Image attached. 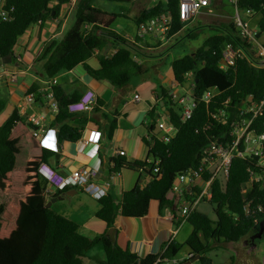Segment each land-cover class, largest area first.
<instances>
[{
    "label": "trees",
    "instance_id": "obj_1",
    "mask_svg": "<svg viewBox=\"0 0 264 264\" xmlns=\"http://www.w3.org/2000/svg\"><path fill=\"white\" fill-rule=\"evenodd\" d=\"M96 1L76 0L71 28L60 41L51 40L44 45L39 56V61H43L40 72L44 79L53 80L59 74L82 65L92 78L108 81L117 91L130 90L134 79L144 74V68L134 60L133 45L110 29L117 18L128 17L104 11L95 5ZM70 3L71 0H4L3 8L9 13L10 20L3 21L0 17V58L11 55L13 60L18 39L32 26L58 17L61 8ZM178 4L179 0L159 1L140 11L133 21L138 27L153 17L168 13L172 19L168 38H172L183 27L179 21ZM238 8L241 13L252 12L249 19L257 18V31L262 36L264 0H239ZM218 29L196 52L171 63L173 80L180 85L185 83V73H193L192 99L196 104L191 118L182 121L180 109L169 97L164 103L165 116L177 132L171 141L155 140L150 147L149 159L158 161V165L148 161L129 163L123 157L111 160L109 174L122 170L143 171L151 181L143 188L136 186L123 193L120 201L111 194L98 201L95 217L107 226L102 235L87 238L79 232L77 222L46 207V181L38 169L41 164L47 165L55 152L45 148L33 135L34 127L26 116H21L17 108L11 112L0 124V264H85L84 259L96 246L101 247L104 257L99 264H137V261L138 264H155L158 258L157 264H165L164 260L177 257L183 248L188 250V254H193V258L198 256L195 264H214L207 256L212 249L237 244L255 234L258 223L264 219V189L254 186L249 192L241 193L248 180L247 169L252 168L253 161L235 158L224 187L215 181L211 188L209 204L213 206L215 220L198 210L193 211L187 218L192 232L184 244L171 242L162 253L139 258L116 243L118 215L141 218L147 214L151 201L158 202L160 210L169 208L174 215L176 211L180 212L173 191L176 178L189 170H197L203 151L225 130L210 117L217 105L207 107L201 101L205 91L213 87L223 90L219 100L230 98L232 106L249 95L255 100L264 98V69L252 67L245 59H238L235 68L227 73L218 68L227 45L241 47L253 57L232 21L220 24ZM196 33L189 30L188 37L194 39ZM109 46L116 49L111 57L96 55ZM93 57L99 63L97 70L87 64ZM49 91L57 103L52 123L58 127V144L78 141L81 131L70 126L69 122L75 121L80 113H70L68 107L79 101V96H66L56 85ZM27 93L34 95L35 104H45L50 108L46 96L48 90H41L38 84H34ZM98 106L100 104L96 103L93 110ZM4 108L5 103L0 98V114ZM156 109L160 110L159 105ZM157 110L149 114L148 130L152 133ZM81 123H86V119ZM253 128L257 134H264V108ZM114 129L112 124L109 138ZM146 144L149 146L148 141ZM154 169L158 172L153 173ZM245 202L249 203V214L244 211Z\"/></svg>",
    "mask_w": 264,
    "mask_h": 264
},
{
    "label": "crops",
    "instance_id": "obj_2",
    "mask_svg": "<svg viewBox=\"0 0 264 264\" xmlns=\"http://www.w3.org/2000/svg\"><path fill=\"white\" fill-rule=\"evenodd\" d=\"M128 1L130 2L129 7L117 5L111 12L125 14L129 19L134 20L140 11L151 8L159 1L165 2L166 0ZM75 3L76 0H71L70 4L61 8L58 17L51 18L44 24L32 26L18 39L14 52L20 56L21 63H17L13 57L10 64L1 67L9 75L15 74L16 79L3 78L0 80V98L5 103V108L0 114V124L15 108L18 109L27 90L34 84H38L41 90H48L56 85L64 95H76L79 99L87 92H91L100 106L90 113H80L75 121L69 122L70 126L81 131V138L73 143L58 144L56 137V133L59 132L58 127L52 123L54 114L48 105L34 104L18 112L21 116L33 114L41 119L47 131L39 138V141L45 148L55 152L47 164L48 167L60 175H67L82 168L97 169L101 178L110 184L108 194L120 201L123 193L136 186L145 187L150 183L151 177L143 171L131 170L109 174L108 167L111 160L123 157L129 163L148 161L149 147L146 141L149 134L148 125L151 121L150 112L157 110V105H159L160 110L155 112L154 121L166 118L167 111L165 112L164 103L167 102L169 93L174 92L180 95L188 88L187 86L183 89L172 87L174 80L171 63L175 59L170 57L175 49H170L168 46L171 37L164 41L159 36L139 40L136 38L137 30L135 35H129L122 30L115 31L113 28L110 29L133 45L134 60L144 68V74L134 79L130 90L117 91L108 81L92 78L82 65L59 74L53 80L44 79L40 72L43 61H39V56L46 43L51 40L60 41L71 28L74 21ZM220 4L229 6L227 0H213L212 15H200L216 16L213 6ZM99 8L107 10L105 7ZM221 15V13L217 14V16ZM192 26L195 32H200L213 26V23H207L203 16H197L192 20ZM187 29H182L181 32ZM115 52L116 49L109 46L101 52H96V55L103 54L111 57ZM87 64L95 70L99 69V63L95 57L91 58ZM135 95H139L140 100L134 101ZM160 103L163 105L161 106ZM84 119L86 123H81ZM112 124L115 125V129L109 138L108 134ZM119 151H123L124 156L118 155ZM45 184V189L50 192L45 197L47 203L51 202L50 208L77 222L79 232L83 236L94 238L107 231L106 224L95 217L99 208L97 200L81 190H76V193H73V190L56 191L50 189L46 182ZM176 203L180 208L182 207V200L178 196H176ZM175 214L169 208L160 210L158 202L151 201L147 214L141 218H126L118 215L115 222L117 245L139 258H144L161 253L168 243L184 244L192 232V227L187 222L179 224V211ZM95 249L84 259L85 264H98L103 261L95 259L103 255L101 247Z\"/></svg>",
    "mask_w": 264,
    "mask_h": 264
},
{
    "label": "built area",
    "instance_id": "obj_3",
    "mask_svg": "<svg viewBox=\"0 0 264 264\" xmlns=\"http://www.w3.org/2000/svg\"><path fill=\"white\" fill-rule=\"evenodd\" d=\"M213 0H179L178 16L185 29L187 24L200 14L212 15ZM232 9L231 20L234 27L238 30L239 36L243 42L249 46V51L253 53L250 56L243 48L227 45L221 56L218 68L227 73L236 66L238 59H245L248 63L257 69H264V45L260 43V37L257 38V30L250 25L249 16L252 14L250 10L241 13L238 8L239 0H227ZM4 0H0V17L3 21L10 20L9 13L4 11ZM12 11V9L10 10ZM171 16L168 13H162L151 18L145 23L137 27L136 38L144 40L146 37H161L167 40L168 32L171 28ZM15 51V49H14ZM14 59L17 63H21V58L14 52ZM1 68V67H0ZM185 83L180 85L174 81L172 87L183 89L187 86L186 92L177 94L169 93L168 97L173 104L180 109V117L182 121L191 118L193 108L196 102L192 99L194 81L193 73L184 74ZM3 78L16 79L15 74L9 75L5 69L0 70V80ZM223 90L213 87L205 91L201 97V101L208 107L210 104L217 105L210 113L212 120L225 130L215 137L203 151L197 170H189L179 175L174 184L173 191L175 196L182 200L179 216L180 223L187 222L189 215L196 210L202 203H210L211 188L215 181L220 182L222 187L229 177V170L233 159H251L253 161L252 168H248V180L242 187V194L249 192L254 186L264 189V134H257L253 128L255 120L262 113L264 108V98L255 100L249 95L240 99L231 105L232 99L227 98L224 101L219 100ZM50 109L53 114L57 113V103L53 99V93L49 91L46 94ZM140 100L139 95L134 96V101ZM34 95L26 92L22 103L19 104V112L26 106L34 105ZM96 105V100L91 92H87L79 101L69 105L70 113H90ZM27 121L33 125V135L39 139L46 134V129L41 123V119L35 115L26 116ZM176 128L166 118H160L155 122L153 133L149 131L147 141L150 147L153 146L155 140L162 142L171 141L176 135ZM123 151H119L118 155L124 156ZM148 163L158 165V161L148 160ZM41 177L46 181L50 189L56 191L81 190L91 198L99 201L108 195L109 183L100 176V172L93 168H82L74 170L67 175H60L46 164H41L38 169ZM158 170L154 169L153 173ZM201 185H200V184ZM186 186V188H185ZM49 190L45 189V196L49 195ZM244 211L249 214V203L245 202ZM170 243L166 244V249ZM162 249V251H163ZM161 251V253H162ZM193 254H187L186 257H175L171 260H164L165 264H183L190 261ZM160 261L158 258L155 262ZM139 261H137L138 264ZM195 264V263H192Z\"/></svg>",
    "mask_w": 264,
    "mask_h": 264
},
{
    "label": "rangeland",
    "instance_id": "obj_4",
    "mask_svg": "<svg viewBox=\"0 0 264 264\" xmlns=\"http://www.w3.org/2000/svg\"><path fill=\"white\" fill-rule=\"evenodd\" d=\"M95 5L97 7H105L106 11L111 12L112 9L117 7V5H123L124 7H129L130 2L120 1H108V0H97ZM104 10V9H102ZM115 10V9H114ZM213 11L216 16H203L207 23H213V26L208 27L200 32H195L192 29V21L187 24V30L179 33L177 36L172 37L171 41L168 43L170 49H175L170 58L177 59L185 55L196 52L204 43V41L211 35L217 33L220 24H225L231 22V8L229 6H223L222 4L213 6ZM221 16H217V14ZM225 16V17H222ZM250 25L253 29L257 30V18L250 20ZM120 26V28L118 27ZM213 27V28H212ZM214 27H216L214 29ZM115 31L122 30L126 34L135 35L137 27L133 19L127 18H117L113 25L111 26ZM119 28V29H118ZM189 30L196 33L197 36L194 39L188 37ZM260 43H264V34L260 37ZM164 41V40H163ZM173 47V48H172ZM173 62V61H172ZM1 70V68H0ZM200 184V183H199ZM201 185V184H200ZM54 210V209H53ZM198 211L206 215L209 219L215 220V214L213 212V206L209 203H202L198 206ZM257 232V230H256ZM255 232V233H256ZM255 235V234H254ZM254 235L243 239L237 244H229L226 247H218L212 249L208 253V257L213 261L214 264H264V240L260 241L254 238ZM100 247V246H96ZM95 247V248H96ZM93 249L94 251L96 249ZM188 250L183 248L177 255L178 258L186 257ZM233 258V259H232ZM96 260H103V255L95 257ZM99 264V263H98Z\"/></svg>",
    "mask_w": 264,
    "mask_h": 264
},
{
    "label": "water",
    "instance_id": "obj_5",
    "mask_svg": "<svg viewBox=\"0 0 264 264\" xmlns=\"http://www.w3.org/2000/svg\"><path fill=\"white\" fill-rule=\"evenodd\" d=\"M120 1H128V0H120ZM256 37L257 38L260 37V33L259 32L256 34ZM11 61H12L11 55L8 56L7 58H0V67H2L4 65H7V64H10ZM160 105L162 106L163 103H160ZM56 137L59 138V132L56 133ZM72 192L73 193H76V190H73ZM50 206H51V202H48L46 204V207L47 208H50ZM254 238H256L259 241L261 239L264 240V219L258 223V225H257V232L255 233ZM197 260H198V256H196L195 258H193L191 261H188V262L183 263V264H192V263H195Z\"/></svg>",
    "mask_w": 264,
    "mask_h": 264
}]
</instances>
